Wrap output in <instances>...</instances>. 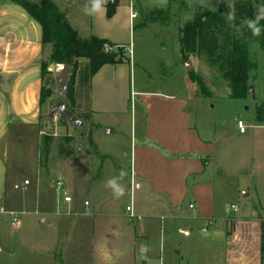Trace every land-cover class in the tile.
I'll return each mask as SVG.
<instances>
[{
    "label": "crops",
    "instance_id": "obj_1",
    "mask_svg": "<svg viewBox=\"0 0 264 264\" xmlns=\"http://www.w3.org/2000/svg\"><path fill=\"white\" fill-rule=\"evenodd\" d=\"M60 3L76 5V0ZM13 4L17 3L0 0V33L6 37L18 28L26 33ZM105 4L102 6L105 31L92 24L91 16L89 24H76L78 15L73 18L72 10L67 13L69 22L82 38L96 35L124 45L119 38L120 28L112 26L119 4L111 18L106 16ZM133 11L130 7V25L137 18H132ZM127 58L125 62L106 64L99 69L91 79L88 107L79 110L89 115L88 122L92 124L94 146L90 143V150L95 162L89 165V170L95 171L96 185L103 179L105 160L117 151L111 144L102 148L97 142L101 128L107 126L103 132L105 142L119 139L130 146L128 175L122 181L128 203L124 213H120L100 201L85 199L82 204L72 199L67 213L81 218L79 223L63 226L65 233L84 230L90 233L91 264H264V115L244 133L234 122L224 130L220 121L199 119L206 117L205 104L197 96L190 75L187 85L190 91L186 93L146 88L132 92L133 58L129 55ZM2 73L20 75L22 70H2ZM26 81L0 83V141L7 130L28 127L21 117L27 105ZM133 93L138 97V106L130 111ZM41 106L50 109L52 105L47 101ZM42 117L40 122L44 123ZM129 125L131 130H123ZM70 127L67 124V131ZM237 139L242 144L232 143ZM4 141L0 165L5 166L8 142ZM74 150L70 158L78 151ZM240 169H244L241 173L248 186L244 196L255 199L250 215L230 216L226 198L240 187ZM6 179L9 180L7 170ZM53 206L44 210L49 212ZM181 237H185L183 242ZM176 245H183L184 249Z\"/></svg>",
    "mask_w": 264,
    "mask_h": 264
},
{
    "label": "rangeland",
    "instance_id": "obj_2",
    "mask_svg": "<svg viewBox=\"0 0 264 264\" xmlns=\"http://www.w3.org/2000/svg\"><path fill=\"white\" fill-rule=\"evenodd\" d=\"M61 1L56 0L63 12L72 10L73 18L78 15L76 24H87L91 16L92 24L99 31H105L107 24L103 9L89 15L84 11L85 6L90 5L86 0H76V5L69 6L62 5ZM130 2H133V10L138 13L132 25L129 17ZM240 3L252 4L255 16L258 9L264 6V0H121L112 26L120 28L119 38L130 50L129 53L121 51L119 46H115L113 50L120 52L124 57L129 55L133 58L134 67L130 83L132 92L146 88L166 93H186L189 90V75L192 73L203 79L205 92L210 94L202 96L195 83L197 96L203 98L206 110V117L199 116V119L206 118L218 123L220 121L225 130L230 128L231 122L237 124L241 118L251 130L250 126L258 123L257 112L264 109V46L259 43L249 46V58L253 64L248 74L249 84L254 85L256 98H252L247 91L245 98L236 99L230 96L229 82L215 70L205 55L198 50L185 51L182 45L183 30L188 22L201 17L206 21L209 16L211 28L222 34L230 25L229 14H232L234 6ZM13 8L15 13L19 14L17 19L25 27L26 33L23 34L21 28H18L6 37L1 35L0 30V83L27 80V105L22 110L21 117L28 127L7 130L3 141H0V161L4 139L8 142L7 163L5 166L0 165V207L6 208L5 213H0V264H91L90 233L84 230L67 234L64 231L63 226L79 223L81 217L67 213L72 203L64 202L62 191L57 189V181L64 180L73 201L82 204L85 199L100 201L103 206L108 205L124 213L128 203L127 196L115 198L112 191L106 187V181L112 176L118 177L121 170H125L128 175L130 146L119 139L105 142L103 132H106L107 126L99 127L102 133L96 136L97 142L102 148L111 144L117 151L105 160L103 165L101 178L105 182L100 181L96 185L95 171L89 170V165L95 162V158L94 153H91L90 139L86 133L73 125L70 127L72 129L67 131V124L50 121L45 117L49 109L40 105V62L49 58L52 45L49 44L43 49L40 24L22 6L13 4ZM79 62L84 65L87 60L81 58ZM187 62L191 64L190 70L187 68ZM19 69L22 70L20 75L1 74L2 70L15 72ZM48 78L51 79H46ZM50 79L48 84L56 88ZM52 98L56 101L57 96ZM137 98L133 93L129 102L130 111L138 106ZM40 116H43L44 123L40 122ZM82 121L90 125L88 121ZM94 130H97V127ZM123 130H131L130 125ZM70 133L75 138L70 145L78 151L69 159L59 155L58 145ZM46 134L54 136L48 153H44L42 148L43 136ZM232 143L242 144L240 139L232 140ZM240 154L239 152L238 156ZM6 170L9 172V180L6 179ZM242 171L244 169L239 172V189H235L226 198L230 206V216L250 215L255 199L244 196L248 186ZM126 177L123 179L126 180ZM25 178L31 180L32 184L26 189H15L14 185L21 184ZM123 179L120 183L124 186ZM232 181L234 183L235 179ZM94 184L96 190L92 194ZM73 186L76 187L75 191H72ZM231 204L236 207V211L232 209ZM52 205L54 206L51 211H45ZM11 212L18 214L19 224H13ZM183 239L185 240V237H181L182 242ZM176 247L184 249L183 245Z\"/></svg>",
    "mask_w": 264,
    "mask_h": 264
},
{
    "label": "trees",
    "instance_id": "obj_3",
    "mask_svg": "<svg viewBox=\"0 0 264 264\" xmlns=\"http://www.w3.org/2000/svg\"><path fill=\"white\" fill-rule=\"evenodd\" d=\"M22 6L41 26V42L45 48L52 45V51L47 60L41 62V78L43 85L40 92V104L49 101L53 105L56 101V88L48 84L47 77H51L55 85V78L48 71L51 63L67 64L72 68V73L68 81L66 97L69 108L82 120L89 121V115L79 113L82 106L88 107L89 93L92 77L99 69L106 64H118L128 60L120 52L113 50L119 46L121 51H128L126 45H117L106 38L91 35L82 38L78 31L72 27L67 17V12H63L56 0H12ZM119 0H110L106 5V16L111 18L116 13ZM234 19L231 20L227 29L218 34L211 28L210 18L203 21L202 17L190 21L184 28L182 45L185 51L194 52L198 50L205 55L209 63L221 76L229 82L230 96L232 98H245L249 87V71L253 67L249 58V46L252 43H259L264 46V19L259 21L261 34L253 36L245 21L254 20L255 9L250 3H240L232 9ZM237 29H240L237 31ZM106 45L110 49L106 50ZM84 58L87 63L80 65L79 60ZM190 79L196 83L202 92V96H210L205 92L203 79L190 73ZM57 100V99H56ZM82 101H85L83 103ZM264 109L257 112V119L262 120ZM92 126V124H91ZM94 146L91 130H83ZM53 135L43 136L42 148L44 153L50 151ZM74 136H66L63 142L58 145L59 155L70 158L75 150L70 145Z\"/></svg>",
    "mask_w": 264,
    "mask_h": 264
},
{
    "label": "water",
    "instance_id": "obj_4",
    "mask_svg": "<svg viewBox=\"0 0 264 264\" xmlns=\"http://www.w3.org/2000/svg\"><path fill=\"white\" fill-rule=\"evenodd\" d=\"M186 65L188 70H190V62H187ZM48 71L52 73L55 78L57 100L50 107L45 117L48 118L50 121H54L56 119L61 123L73 125L76 129L91 130L92 126L86 125L85 122L78 118L68 106L66 90L68 86V81L72 73V68L67 64L51 63L48 66ZM248 92L252 96V98H256L254 85H249Z\"/></svg>",
    "mask_w": 264,
    "mask_h": 264
},
{
    "label": "clouds",
    "instance_id": "obj_5",
    "mask_svg": "<svg viewBox=\"0 0 264 264\" xmlns=\"http://www.w3.org/2000/svg\"><path fill=\"white\" fill-rule=\"evenodd\" d=\"M106 0H90V7L85 6L84 11L86 14H95L102 10L103 4ZM229 20L234 19L233 14H229ZM264 19V6H261L258 9V14L254 20L245 21L247 27L251 30L253 36H259L261 34V27H259V21ZM240 29H237L239 31ZM127 176V172L125 170H121L118 177H112L106 181V187H108L113 196L117 199L123 197L125 195V187L120 183V181ZM139 187V185H137Z\"/></svg>",
    "mask_w": 264,
    "mask_h": 264
},
{
    "label": "built area",
    "instance_id": "obj_6",
    "mask_svg": "<svg viewBox=\"0 0 264 264\" xmlns=\"http://www.w3.org/2000/svg\"><path fill=\"white\" fill-rule=\"evenodd\" d=\"M86 1L90 3V0H86ZM133 6H134L133 2H130V7H131V9H134ZM137 14H138V13H137L136 11H133V12H132V15H131L132 18L137 17ZM105 47H106V50L110 49V47H109L108 45H106ZM237 126H238V129H239V131H240L241 133L246 132L247 125L245 124V122H244L243 120H238V122H237ZM29 184H30V180L27 179V180H24L21 184H15L14 187H15V189H26L27 186H28ZM57 189H58L59 191H62L64 202H66V203H70V202H72V198H71V196L68 194V191H67V189H66V185H65L63 179H59V180L57 181ZM85 204L88 205V202H86ZM232 209H233L234 211H236V207H235L234 205H232ZM127 210H128V211H131V207L128 206V207H127ZM5 212H6V208H5L4 206H1V207H0V213H5ZM11 215L13 216V218H12V222H13V224H14V225L19 224V223H20V219H19L18 214L15 213V212H11Z\"/></svg>",
    "mask_w": 264,
    "mask_h": 264
},
{
    "label": "flooded vegetation",
    "instance_id": "obj_7",
    "mask_svg": "<svg viewBox=\"0 0 264 264\" xmlns=\"http://www.w3.org/2000/svg\"><path fill=\"white\" fill-rule=\"evenodd\" d=\"M202 0H198V2H201Z\"/></svg>",
    "mask_w": 264,
    "mask_h": 264
}]
</instances>
